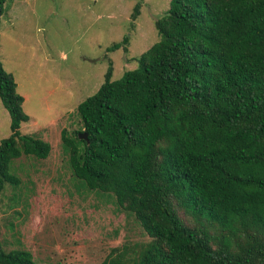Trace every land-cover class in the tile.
Instances as JSON below:
<instances>
[{
	"label": "trees",
	"instance_id": "16d2710c",
	"mask_svg": "<svg viewBox=\"0 0 264 264\" xmlns=\"http://www.w3.org/2000/svg\"><path fill=\"white\" fill-rule=\"evenodd\" d=\"M155 27L137 66L118 79L110 67L77 105L80 128L60 133L72 173L149 237L95 264H264V0H170ZM0 100L11 129L1 191L17 182L11 160L46 158L51 145L20 131L29 117L1 62ZM0 264L37 263L0 239Z\"/></svg>",
	"mask_w": 264,
	"mask_h": 264
},
{
	"label": "rangeland",
	"instance_id": "374dc122",
	"mask_svg": "<svg viewBox=\"0 0 264 264\" xmlns=\"http://www.w3.org/2000/svg\"><path fill=\"white\" fill-rule=\"evenodd\" d=\"M169 1L7 0L0 62L29 117L20 131L47 141L51 150L46 158L10 161L17 182H5L0 191L4 249H26L37 264H95L113 248L128 247L131 254L149 240L112 193L90 189L72 173L60 133L80 128L77 105L99 88L110 67L118 79L137 66L159 39L155 20ZM126 36V49L109 50ZM10 132L0 100V142Z\"/></svg>",
	"mask_w": 264,
	"mask_h": 264
},
{
	"label": "water",
	"instance_id": "95a60500",
	"mask_svg": "<svg viewBox=\"0 0 264 264\" xmlns=\"http://www.w3.org/2000/svg\"><path fill=\"white\" fill-rule=\"evenodd\" d=\"M78 137L81 138V139H87V134H86V132H80L78 134Z\"/></svg>",
	"mask_w": 264,
	"mask_h": 264
}]
</instances>
